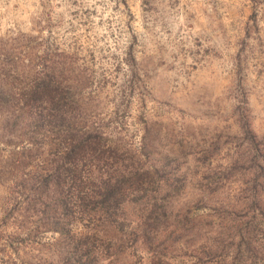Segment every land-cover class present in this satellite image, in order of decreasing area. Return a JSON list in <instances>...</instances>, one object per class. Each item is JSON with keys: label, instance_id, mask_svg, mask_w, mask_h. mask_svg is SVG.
Returning <instances> with one entry per match:
<instances>
[{"label": "rangeland", "instance_id": "obj_1", "mask_svg": "<svg viewBox=\"0 0 264 264\" xmlns=\"http://www.w3.org/2000/svg\"><path fill=\"white\" fill-rule=\"evenodd\" d=\"M45 66L52 134L8 115ZM0 96V264H264V0H0Z\"/></svg>", "mask_w": 264, "mask_h": 264}, {"label": "trees", "instance_id": "obj_2", "mask_svg": "<svg viewBox=\"0 0 264 264\" xmlns=\"http://www.w3.org/2000/svg\"><path fill=\"white\" fill-rule=\"evenodd\" d=\"M45 67L46 68L43 70L42 73L36 74V76H34L35 79L32 84H28L27 86L22 88L19 93H16L15 95L13 94V96H11V99H13V104L9 108L8 115L15 122H17L21 117L28 118L29 121L34 124L33 133L35 131L36 133H39V129L44 127L47 130L46 132L52 134L54 132V128H56L59 123L67 119L70 114V111L68 108V95L64 91L66 87L64 77H61L63 76V72H61V75H59L55 68H52L51 66ZM3 99L4 98L0 96V101H2ZM73 133V130L69 132L66 131V137L64 139L56 140L50 143L45 142L44 147H51L50 149H52V151L56 150L63 160L67 159V157L71 158L74 156H90L94 154L92 153V151L97 152L98 148L96 147L99 145L97 142L95 143V141H90L86 137L72 138L71 136ZM43 135L45 136V134ZM7 145L14 146L13 148L16 147V144H14L13 142H10V144ZM30 145L34 146L33 143H31ZM93 167L94 166H92L91 168ZM65 170L67 171L66 173L68 176V183L66 185H70V192L76 190V180H79L82 183H89L93 180L94 177L97 178L93 170L86 172L87 174L81 172V177L73 175V173L78 172V170H72L70 168H65ZM105 174L106 173H104V175ZM50 177L52 176L50 175ZM59 180L60 178H58V180L55 182L56 186H60ZM104 186L105 192L107 194V187L110 186L109 182L104 183ZM93 191L95 190H91L90 193L87 194L88 197H94L96 195L101 196V198H103L105 196L103 192L92 194ZM54 193L55 196H52L53 199L55 200L56 196L60 197L61 202L58 201V204L61 206L62 211H65L66 208L70 206V202H62V198L69 200L66 196L65 190L57 189V192ZM78 193L80 199L79 201H84L86 195L81 193V190H79ZM64 194L65 197H63ZM77 204L78 209L84 210V208H86V206L84 207L80 204V202ZM82 236L83 235H81V237ZM87 242L88 243H86V245L88 249L85 250L86 252L81 254L79 259L74 258L77 264H104L103 262H101V258L98 256V249L101 251L102 248L100 246H98V249L96 246L89 248V241ZM109 246L112 247L111 242ZM75 248L77 249L74 251V254L77 252V250H79V247ZM110 258L111 255L108 256L107 259L109 260ZM114 259L112 258L109 262L113 261Z\"/></svg>", "mask_w": 264, "mask_h": 264}]
</instances>
